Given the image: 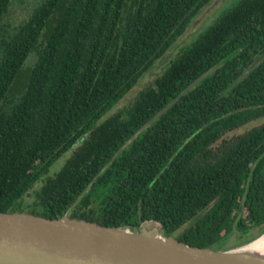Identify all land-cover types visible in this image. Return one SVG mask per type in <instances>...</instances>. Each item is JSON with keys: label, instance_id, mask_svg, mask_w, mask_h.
<instances>
[{"label": "trees", "instance_id": "obj_1", "mask_svg": "<svg viewBox=\"0 0 264 264\" xmlns=\"http://www.w3.org/2000/svg\"><path fill=\"white\" fill-rule=\"evenodd\" d=\"M12 1L0 0V211L165 236L187 224L172 236L218 250L264 232V56L252 65L264 0L227 8L101 122L213 0H39L11 31Z\"/></svg>", "mask_w": 264, "mask_h": 264}, {"label": "water", "instance_id": "obj_2", "mask_svg": "<svg viewBox=\"0 0 264 264\" xmlns=\"http://www.w3.org/2000/svg\"><path fill=\"white\" fill-rule=\"evenodd\" d=\"M216 66L192 81L131 138ZM149 224L153 226L143 223L139 230H131L126 225L105 226L68 214L47 218L0 211V264H264V254L255 245L264 232L247 243L218 250L180 242L163 235L157 224Z\"/></svg>", "mask_w": 264, "mask_h": 264}, {"label": "rangeland", "instance_id": "obj_3", "mask_svg": "<svg viewBox=\"0 0 264 264\" xmlns=\"http://www.w3.org/2000/svg\"><path fill=\"white\" fill-rule=\"evenodd\" d=\"M39 0H13L7 14L2 19V25L3 27H7L8 30L13 29L15 25L19 24L23 19L29 15V12L33 5ZM238 0H213L209 5L204 7L198 16L187 26L185 31L175 39L171 47L167 52L163 54L162 57L157 59V61L153 64V66L147 71L140 79L137 85L130 91L125 98L118 103L116 107L112 109V111H109L104 115L99 122L103 121L105 117L110 115L111 113H115L118 110L122 109L123 107H127L138 95L139 91L145 88L146 86L150 85V83L153 81V79L160 73L162 70L167 66V64L170 62V59H173L176 54L180 52V50L185 47L187 44H189L191 41H193L196 36L202 32L207 26H209L211 23H213L223 11H225L227 8L231 7L233 4H235ZM171 49V50H170ZM34 58H30V61H33ZM263 120H257L253 121L241 128L236 129L235 131L230 132L227 136L236 135L239 133L244 132L248 128L252 126H256L260 124ZM226 136V137H227ZM71 152L64 153L49 169L48 175H53L55 172H57L60 167L65 162L66 158L69 157ZM39 183L35 186L38 187ZM29 197H31V194H29ZM148 227H151L153 225H150L149 223H145ZM149 224V225H148ZM187 224L182 226L180 229L176 230L172 235L176 236L179 234ZM252 232H257V228L253 229ZM259 234L258 236H260ZM256 236V237H258ZM255 237V238H256ZM236 236H232L227 240L226 245H230L235 241Z\"/></svg>", "mask_w": 264, "mask_h": 264}, {"label": "bare ground", "instance_id": "obj_4", "mask_svg": "<svg viewBox=\"0 0 264 264\" xmlns=\"http://www.w3.org/2000/svg\"><path fill=\"white\" fill-rule=\"evenodd\" d=\"M255 245L258 247L259 252L264 254V235L255 242Z\"/></svg>", "mask_w": 264, "mask_h": 264}]
</instances>
